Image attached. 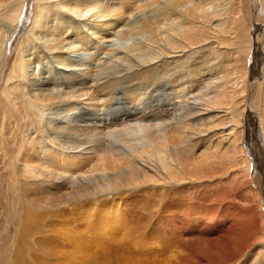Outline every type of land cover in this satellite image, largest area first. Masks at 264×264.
Instances as JSON below:
<instances>
[{
	"label": "bare ground",
	"instance_id": "bare-ground-1",
	"mask_svg": "<svg viewBox=\"0 0 264 264\" xmlns=\"http://www.w3.org/2000/svg\"><path fill=\"white\" fill-rule=\"evenodd\" d=\"M242 1L0 0V264H264V0Z\"/></svg>",
	"mask_w": 264,
	"mask_h": 264
},
{
	"label": "rangeland",
	"instance_id": "rangeland-1",
	"mask_svg": "<svg viewBox=\"0 0 264 264\" xmlns=\"http://www.w3.org/2000/svg\"><path fill=\"white\" fill-rule=\"evenodd\" d=\"M241 5L244 7L245 6V1L243 0L242 2H241ZM259 36H260V47L262 48H260V51H258V53H257V57H259V59H260V64H259V66H257L256 67V70L254 71V73H255V76H259V75H262V73H264L263 71V69H264V27L261 29V30H259ZM263 35V36H262ZM260 55V56H259ZM263 56V57H262ZM261 62H262V64H261ZM263 66V67H262ZM261 69V70H260ZM256 87V86H255ZM252 88H254V87H252ZM251 88V89H252ZM252 93H255V92H252ZM259 93H262L261 92V89H260V91H259ZM247 100H249V99H247ZM248 103H250V102H248ZM252 105V104H251ZM248 106H250V104H248ZM247 113H249V112H247ZM245 114V116L244 117H246L248 114ZM75 124V123H74ZM73 124V125H74ZM72 125V126H73ZM78 125H80V127H83V128H86V127H88V128H92V129H97V130H109V129H113V130H115V129H120V128H123L124 126H126V122H124V121H119V122H114V121H112L111 119H109V117H107V119H106V122H101V121H98L96 124L94 123V124H91L90 122L88 123V124H82V123H79ZM86 125V126H85ZM66 126V125H65ZM253 132V131H252ZM249 133L248 134V132H247V134H246V131H244V137L245 136H249L250 135V137H251V140L249 139V141L247 142V143H245L244 141H243V144H246L244 147H248V146H250V145H252V143H253V141L252 140H254V133ZM244 140V139H243ZM252 142V143H251ZM1 154V153H0ZM246 154L247 155H249V157H250V153H248L247 152V150H246ZM3 156L2 155H0V158H2ZM3 158H5V157H3ZM7 159V158H6ZM3 162V163H2ZM7 165H6V164ZM6 165V166H5ZM9 165H11V166H9ZM3 166V167H2ZM10 168H12V169H10ZM5 167H7V168H5ZM17 170H16V168H15V164L13 163V161L12 160H10V159H7V161H2L1 159H0V227H4V229H5V227H7L8 225H5V224H7L8 223V218L6 217V215L4 214V210H6V212L7 211H10L11 210V208H12V206H11V202H10V200H11V197H12V190H11V187H12V183H13V180H15L16 179V177H17V172H16ZM252 171V170H251ZM3 174V175H2ZM251 176H254V172L252 171L251 172ZM13 176L15 177V178H13ZM254 181V182H253ZM260 184H258L257 183V180H254L253 178H252V182H251V184H250V186H251V189L252 190H254V192L255 191H258L260 188L259 187H261V186H259ZM255 188H256V190H255ZM205 191V194L207 195H210L211 196V198H210V200L208 199V204H211V205H215L216 204V206L217 207H219L220 209H223L225 206H230V207H241L242 206V204H243V201L241 200V198H242V196H244L246 193H249L248 191V189H249V186L247 185L246 187H242L241 189H239V190H237L236 192L235 191H233L231 194L229 193V197L227 196V198L226 199H222V196H221V191H220V188H206L205 187V189H204V187H199V188H197V192H189L188 194H187V202L188 203H192V204H195L194 205V207H199L200 206V200H198V198H199V196L201 197V196H203V190ZM208 189V190H207ZM217 189V190H216ZM209 190H211V191H209ZM247 190V191H246ZM207 191V192H206ZM209 191V192H208ZM215 191H217V192H215ZM259 192V197H260V207L262 208L261 210H262V212L264 213V205H263V203H262V200H263V198H264V193L261 191V189L258 191ZM260 192H261V195H260ZM201 193V194H200ZM196 194V195H195ZM198 194V195H197ZM192 195V196H191ZM232 196H233V198H232ZM262 196V197H261ZM174 198L176 199V200H178V199H180L181 197L180 196H174ZM262 198V199H261ZM220 199V200H219ZM222 199V200H221ZM235 199H236V202H239L238 204L236 203V202H232V201H235ZM162 201L164 200H166V198H163V199H161ZM160 200V202H162ZM240 200V201H239ZM216 201V202H215ZM220 201V202H219ZM222 201V202H221ZM194 202V203H193ZM221 203V204H220ZM220 204V205H219ZM234 204V205H233ZM194 207H192V208H194ZM178 209V208H177ZM177 209L175 210V212H177ZM233 210V209H232ZM161 211H158V212H155V213H153V212H148V210L147 209H144V208H141V209H139V207L136 209V212H135V215H134V217H135V220H129V225H128V227H130V229L132 228V230H134V228L139 232V233H142V234H144L145 235V240H149V239H154L155 237H159V235H157V229L158 230H163L161 227H155V223L158 221V220H162V218H163V216H164V213H160ZM144 213V214H143ZM157 213V214H156ZM140 215V216H139ZM163 215V216H162ZM142 216V217H141ZM153 220H152V219ZM161 218V219H160ZM137 219V220H136ZM5 221V222H4ZM226 221H228V220H226ZM7 222V223H6ZM135 222V223H134ZM132 224V225H131ZM2 225V226H1ZM142 225V226H141ZM147 225V226H146ZM149 226V227H148ZM148 229H147V228ZM144 228H146L145 230H144ZM154 228H155V230H154ZM147 230V231H146ZM156 231V232H155ZM155 236V237H154ZM4 237H5V235H1L0 236V250H1V247L3 246V244L5 243V240H4ZM161 237H159V241L162 243V244H164V245H167V241L166 240H164V238H163V240H162V238L160 239ZM166 243V244H165ZM258 246L259 245H255L252 249H251V251L248 253V257H249V260L250 259H252L253 257V255H254V253H255V251H256V249H258ZM260 246H261V244H260ZM259 246V247H260ZM142 247V246H141ZM141 247H139L137 250H139V251H142V249L143 248H141ZM140 248H141V250H140ZM178 248H179V244H176L175 246H173L172 248H171V250L173 251V252H175V251H177L178 250ZM255 250V251H254ZM253 252V253H252ZM246 260V259H245ZM245 260L244 261H242V263H240V264H244V262H245ZM248 260V259H247Z\"/></svg>",
	"mask_w": 264,
	"mask_h": 264
}]
</instances>
